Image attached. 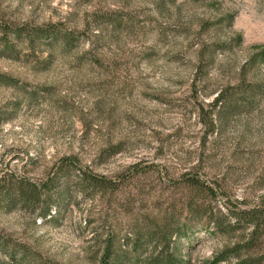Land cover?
Wrapping results in <instances>:
<instances>
[{"label":"rangeland","instance_id":"374dc122","mask_svg":"<svg viewBox=\"0 0 264 264\" xmlns=\"http://www.w3.org/2000/svg\"><path fill=\"white\" fill-rule=\"evenodd\" d=\"M93 10L120 19L94 28ZM0 16L28 25L58 21L89 35L69 49L40 42L34 51L0 36V72L12 77L0 85V176L40 181L73 153L89 170L124 179L109 202L82 194L70 176L64 207L43 220L0 198V249L26 245L43 260L98 264L94 235L111 229L121 239L135 212H164L179 235L172 237L177 256L213 264L235 238L183 211L179 180L192 166L220 187L212 207L264 212V96L217 134L204 136L200 113L264 44V0H0ZM202 43L208 54L200 62ZM245 78L264 83V64H248ZM107 145L118 152L106 156ZM249 254L264 264V234ZM0 264L28 263L0 253Z\"/></svg>","mask_w":264,"mask_h":264},{"label":"trees","instance_id":"16d2710c","mask_svg":"<svg viewBox=\"0 0 264 264\" xmlns=\"http://www.w3.org/2000/svg\"><path fill=\"white\" fill-rule=\"evenodd\" d=\"M168 1L174 0H156V3L161 5ZM92 15V21H97L94 28L100 29L103 23H115L120 19V17L112 16L110 10H93ZM229 16L227 14L228 18ZM93 35L95 36L96 33ZM0 36L5 38L6 42L10 36L20 38L33 51L38 48L40 42H48L51 47L55 44L62 49H69L78 42V39L89 38L83 28L68 29L58 21L28 25L5 20L2 16H0ZM233 37L236 43L241 42L239 33ZM224 44H226L225 40L224 43L222 42V45ZM207 47V43H202L198 50L197 59L200 62H203L208 54ZM4 56L11 55L4 53ZM261 63L264 64V44L255 46L246 61L239 67L237 78L216 89L213 92L214 96L207 102L205 110L200 108L202 116L205 113L204 116L207 118L203 122L206 129L204 136L217 134L230 116L236 114L242 107L250 106L258 95L264 96V83L245 78L248 64ZM9 84H12V77L0 72V85ZM1 121L3 119H0ZM101 152H106V156H109L118 152V148L107 145ZM133 167L131 165L130 168ZM196 170L195 166H192L189 171L180 176L183 211L190 219H203L219 234L228 236L233 233L231 237L235 238L232 243L222 247L213 257L212 263L217 264V262L232 259L231 264H259L249 252L264 234L262 208L256 205L226 209L222 212L214 205L212 207L211 202L221 194L220 187L215 180L209 179L206 175L200 176ZM70 176L73 177V184L78 191L88 194L91 198L96 196L98 199L104 198L110 202L113 200L110 198L123 191L121 182L124 179L119 180L123 177L122 175H115V178L111 179L103 174H97L86 166H82L76 154L69 153L60 156L53 168L40 181L20 176L14 177L9 173L1 175V203L8 207L18 206L21 209H29L28 212L42 220L46 217L51 218V214L58 213L65 205L64 197L68 194ZM117 180H119L118 183ZM133 222L128 223L129 234L121 239L111 229L101 239H99L100 233L92 237L96 254H98V264L188 263L175 253L172 237L176 238L178 232L169 213L154 215L147 212H135ZM185 233L184 230L182 235ZM0 253L10 259L26 260L28 264H65L52 259L43 260L37 251L31 250L26 245L8 246L6 249H0Z\"/></svg>","mask_w":264,"mask_h":264}]
</instances>
